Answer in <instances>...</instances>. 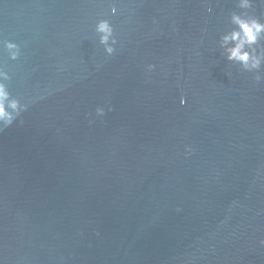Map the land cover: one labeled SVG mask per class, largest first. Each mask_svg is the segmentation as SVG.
I'll return each mask as SVG.
<instances>
[{
  "label": "water",
  "instance_id": "obj_1",
  "mask_svg": "<svg viewBox=\"0 0 264 264\" xmlns=\"http://www.w3.org/2000/svg\"><path fill=\"white\" fill-rule=\"evenodd\" d=\"M232 11L0 0V38L21 49L0 64L28 105L0 132V264H264V82L221 56Z\"/></svg>",
  "mask_w": 264,
  "mask_h": 264
},
{
  "label": "clouds",
  "instance_id": "obj_2",
  "mask_svg": "<svg viewBox=\"0 0 264 264\" xmlns=\"http://www.w3.org/2000/svg\"><path fill=\"white\" fill-rule=\"evenodd\" d=\"M264 7V0H259ZM236 8L240 11H232L229 15V23L232 27L222 32L217 40V47L221 56L231 65L239 66V69L252 74L256 83L264 82V19L255 14V0H235ZM112 15L117 13V6H110ZM211 12L212 8L207 7ZM206 31V29H205ZM94 33L99 45L103 46L106 56H112L117 51L119 43L116 30L109 19L101 18L95 22ZM0 51L7 54L8 59L15 61L21 56L20 45L12 39L0 38ZM156 68L155 64H148L146 72L151 73ZM231 75V73H227ZM12 79L6 66L0 64V132L11 127L17 121L23 124L21 114L28 109V105L14 96L9 90L8 82ZM181 105L186 103L181 97ZM105 106L97 105L94 109L95 116L105 115ZM111 111V107H108ZM91 115V113L89 114ZM91 123V120L89 121ZM194 148L185 146V155H191ZM177 211L181 209L177 208ZM259 246L264 247V239L259 240Z\"/></svg>",
  "mask_w": 264,
  "mask_h": 264
}]
</instances>
